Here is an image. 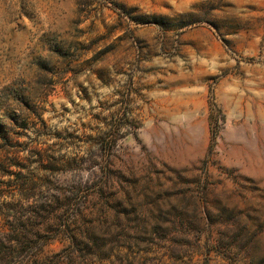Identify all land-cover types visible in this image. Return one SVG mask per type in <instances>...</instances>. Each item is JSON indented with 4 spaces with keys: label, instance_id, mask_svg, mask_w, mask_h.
Listing matches in <instances>:
<instances>
[{
    "label": "rangeland",
    "instance_id": "rangeland-1",
    "mask_svg": "<svg viewBox=\"0 0 264 264\" xmlns=\"http://www.w3.org/2000/svg\"><path fill=\"white\" fill-rule=\"evenodd\" d=\"M0 264H264V0H0Z\"/></svg>",
    "mask_w": 264,
    "mask_h": 264
}]
</instances>
